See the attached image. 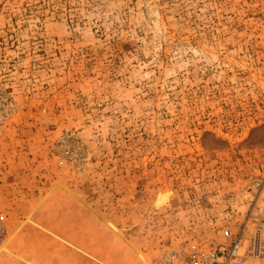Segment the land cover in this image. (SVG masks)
Masks as SVG:
<instances>
[{"label":"rangeland","instance_id":"374dc122","mask_svg":"<svg viewBox=\"0 0 264 264\" xmlns=\"http://www.w3.org/2000/svg\"><path fill=\"white\" fill-rule=\"evenodd\" d=\"M54 192L134 264H264V0H0V247Z\"/></svg>","mask_w":264,"mask_h":264},{"label":"crops","instance_id":"0c3cea01","mask_svg":"<svg viewBox=\"0 0 264 264\" xmlns=\"http://www.w3.org/2000/svg\"><path fill=\"white\" fill-rule=\"evenodd\" d=\"M77 197L68 192L51 193L45 201L37 197L28 208L30 219L20 217L7 230L0 256L13 255L16 264H134L117 228L89 217ZM120 245L127 257H121Z\"/></svg>","mask_w":264,"mask_h":264},{"label":"built area","instance_id":"2783aa9c","mask_svg":"<svg viewBox=\"0 0 264 264\" xmlns=\"http://www.w3.org/2000/svg\"><path fill=\"white\" fill-rule=\"evenodd\" d=\"M224 234L232 241L229 247L203 249L198 245L169 244L163 246L153 264H246L249 255L241 239L235 238L229 230Z\"/></svg>","mask_w":264,"mask_h":264},{"label":"bare ground","instance_id":"6f19581e","mask_svg":"<svg viewBox=\"0 0 264 264\" xmlns=\"http://www.w3.org/2000/svg\"><path fill=\"white\" fill-rule=\"evenodd\" d=\"M168 193H161V194H159L158 195V197H157V204H163V203H165L166 201H167V199H168Z\"/></svg>","mask_w":264,"mask_h":264}]
</instances>
